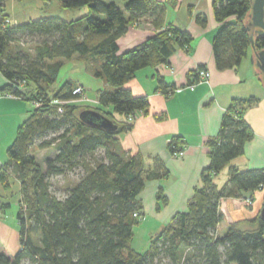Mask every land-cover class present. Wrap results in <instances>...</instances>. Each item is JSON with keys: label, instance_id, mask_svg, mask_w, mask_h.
Masks as SVG:
<instances>
[{"label": "trees", "instance_id": "obj_1", "mask_svg": "<svg viewBox=\"0 0 264 264\" xmlns=\"http://www.w3.org/2000/svg\"><path fill=\"white\" fill-rule=\"evenodd\" d=\"M121 1L122 6L117 0H60L65 8L86 6L89 11L70 20L41 16L12 23L5 0H0V71L7 79L2 90L34 105L41 103L18 127L7 149L8 159L0 168L2 186L12 189L14 172L21 193L16 214L20 247L12 255L0 250V264H264L260 213L230 222L223 234L218 232L224 221L222 198L239 194L253 198L257 190H264V167L240 169L231 164L255 136L246 118L247 109L259 101L254 96L234 98L223 114L218 134L207 140L210 164L201 173L188 209L177 212L151 236L146 251L133 248L134 227L142 220L135 213L143 216L140 196L145 182L167 177L169 171L159 156L147 163L141 154H131L121 145L120 135L135 123L130 115L146 114L150 108L149 96L134 94L126 84L142 68L169 63L178 48L189 50L193 34L167 22V5L161 0ZM213 10L220 23L212 40L216 67L237 69L252 48L246 26L251 0H213ZM195 20L203 27L208 24L205 13L196 14ZM144 22L157 32L120 52L118 39L132 24ZM27 38L31 39L29 49L21 45ZM255 45L262 49L264 36ZM75 56L98 60L94 74L109 85L99 90L95 105L72 101L78 85L72 80L49 93L63 59ZM200 69L206 66L190 71L187 85L198 80ZM259 73L264 83L263 73ZM156 76L157 91L168 96L178 88L159 73ZM88 109L107 117L115 128L88 123L80 117ZM50 132L58 134L48 138ZM185 146L181 135H173L168 142L173 155ZM33 147L55 148L46 170ZM227 166L229 178L219 186L216 178ZM70 172H78L76 179L66 176ZM52 175L68 179L64 197L50 190L48 177ZM157 199L159 206L168 202L162 186ZM11 206L10 200L1 202L0 213Z\"/></svg>", "mask_w": 264, "mask_h": 264}, {"label": "crops", "instance_id": "obj_2", "mask_svg": "<svg viewBox=\"0 0 264 264\" xmlns=\"http://www.w3.org/2000/svg\"><path fill=\"white\" fill-rule=\"evenodd\" d=\"M161 1L167 5V22L190 31L193 41L189 50L178 48L170 57L169 63L142 68L126 84L134 94L148 95L150 108L146 114L139 112L133 128L120 135L125 151L141 154L147 163H151V157L159 156L169 171L167 177L147 180L141 192L144 205L142 219L147 216L152 218L155 224L151 230L154 231L161 229L177 212L188 209L201 173L210 164L207 140L218 134L223 114L234 98L254 96L259 101L246 111V118L253 127L255 136L247 142L244 154L235 158L231 164L240 169L264 167V83L254 63L253 49H250L239 68L219 70L212 47L213 37L220 26L214 15L213 0ZM23 2L24 0H5V12L10 14L12 23V9ZM76 10H79L77 15L74 13L72 18L66 19L80 17L82 9ZM198 13L207 15V26H200L196 22L195 16ZM156 32L149 22L139 26L132 24L127 33L118 39L119 51L128 50ZM201 65H205L210 72L209 82L188 86L189 72ZM157 73L164 76L167 82L177 85L174 93L167 96L156 90ZM69 80L83 85L88 94L89 87L82 79ZM98 80L96 96L91 97L88 94L91 98H97L99 90L109 87L104 79ZM6 82L7 79L0 71V168L8 159L7 149L13 142L18 127L28 116L25 99L11 97L3 92ZM162 114L166 115L165 118L158 119ZM173 135H181L186 141L182 155H173L169 150L168 142ZM226 168L228 170L224 171ZM226 168L223 171L225 176L228 174L227 179L220 181L219 176L216 178L219 186L224 185L229 178V167ZM161 186L168 202L159 206L157 192ZM4 193L0 182L1 199L7 201L9 198ZM247 196L249 194H239L237 197L221 199L220 209L224 221L218 226L220 234L226 231L230 222L252 219L259 215L264 205V190L254 193L252 203L246 202ZM6 215L7 212L0 216V250L12 255L20 247L19 222L16 215L13 216L14 223L6 221Z\"/></svg>", "mask_w": 264, "mask_h": 264}, {"label": "rangeland", "instance_id": "obj_3", "mask_svg": "<svg viewBox=\"0 0 264 264\" xmlns=\"http://www.w3.org/2000/svg\"><path fill=\"white\" fill-rule=\"evenodd\" d=\"M119 5H123V1L117 0ZM83 12H80V15L85 14L88 10V7H82L81 8ZM85 9V11H84ZM11 11V9H10ZM76 11V12H75ZM79 10L71 9V8H65L61 5L60 0H24L22 4H20L17 7H14L12 9L11 13L14 18V23L19 22H25L26 19L33 17H39L42 16H60L62 18H72L74 16L73 14L78 13ZM27 42H23L24 44H21L24 48L26 47L29 49L31 47L28 45V41L31 42L30 38H27ZM58 60H61V58H58ZM62 61V60H61ZM63 66L59 71V75L57 77V80L53 87L49 89V93L52 94L56 89H58L66 80L80 78L86 83L89 87L88 94L91 97L96 96L97 88H98V77L95 76L94 70L99 67L98 60L97 61H84L79 58H72V59H63ZM93 72V73H92ZM25 104L27 105L26 112H30V110L34 109V104L31 101L25 100ZM58 133L57 132H50L48 135L49 137H54ZM42 139L36 140L37 143H40ZM33 153L36 155L38 163L42 166L43 170H46V161L55 156L56 150L54 147L47 148V149H39L37 147H33ZM100 153V152H99ZM226 168L224 171H227ZM222 171L219 174L220 181L226 180L228 177L225 172ZM78 172H70L66 176L69 175L70 178L76 179V175ZM12 178L15 180V183L12 186L11 190H7L2 186V191H4V195L7 196L12 203L11 208L7 210V215L5 217V220L14 223L13 219L18 211L19 208V197L21 195L20 193V181L16 177L15 173L12 172ZM68 178V177H67ZM226 178V179H225ZM64 178L62 175H52L48 177V180L50 182V190L56 194L59 197H64L66 195V189H67V182L68 179ZM69 183V182H68ZM2 201H6V199H1L0 196V205ZM1 214L4 213H0ZM149 219V220H148ZM153 219L150 217H146L145 219H142L139 224H137L134 227V237H133V248L144 252L149 248L150 244V238L154 234H156L160 228L154 230H151V227L154 226L155 222L152 221ZM6 238V237H5ZM4 238V239H5Z\"/></svg>", "mask_w": 264, "mask_h": 264}, {"label": "water", "instance_id": "obj_4", "mask_svg": "<svg viewBox=\"0 0 264 264\" xmlns=\"http://www.w3.org/2000/svg\"><path fill=\"white\" fill-rule=\"evenodd\" d=\"M247 29L250 32L252 49L254 51V63L263 73L264 81V47L257 49L256 39L264 36V0H251V10L248 14ZM80 117L90 124L99 125L106 129H114L112 121L96 110L88 109L80 113ZM261 219L264 221V205L260 212Z\"/></svg>", "mask_w": 264, "mask_h": 264}, {"label": "built area", "instance_id": "obj_5", "mask_svg": "<svg viewBox=\"0 0 264 264\" xmlns=\"http://www.w3.org/2000/svg\"><path fill=\"white\" fill-rule=\"evenodd\" d=\"M210 79V72L208 69H200L198 71V80L188 86L190 87H194L197 83L199 82H209ZM73 94L76 96V98H74L72 101L78 102V103H83V104H91V105H95L98 103V99L97 98H91L88 96L85 87L81 84H78L77 86H75V88L73 89ZM8 96L11 97H15L12 94H6ZM54 103H66L68 101H58L55 100L53 101ZM41 103L40 102H36L35 106H39ZM60 111H62V108L59 109ZM138 113H136L135 115H130L129 119L131 121H134L137 118ZM184 153V150H180L176 155H182ZM247 203H252L253 198L251 196L246 197L245 198ZM135 216L142 218L141 215H139L138 213H135Z\"/></svg>", "mask_w": 264, "mask_h": 264}]
</instances>
